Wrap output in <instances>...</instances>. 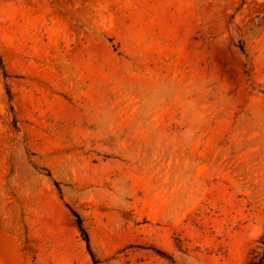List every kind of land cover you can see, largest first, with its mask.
<instances>
[{
    "label": "rangeland",
    "instance_id": "obj_1",
    "mask_svg": "<svg viewBox=\"0 0 264 264\" xmlns=\"http://www.w3.org/2000/svg\"><path fill=\"white\" fill-rule=\"evenodd\" d=\"M0 264H264V0H0Z\"/></svg>",
    "mask_w": 264,
    "mask_h": 264
},
{
    "label": "trees",
    "instance_id": "obj_2",
    "mask_svg": "<svg viewBox=\"0 0 264 264\" xmlns=\"http://www.w3.org/2000/svg\"><path fill=\"white\" fill-rule=\"evenodd\" d=\"M74 215L77 217V223H78V225H79V227H80V229H81V231H82V233H83V235H84V237H85L86 242L88 243L87 235H86L85 231L83 230V228L81 227V220H80V218L77 216V214L74 213Z\"/></svg>",
    "mask_w": 264,
    "mask_h": 264
}]
</instances>
